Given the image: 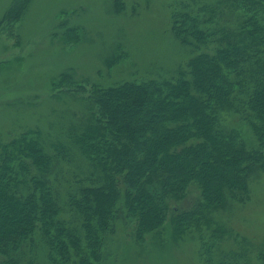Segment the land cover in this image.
<instances>
[{"label":"trees","instance_id":"1","mask_svg":"<svg viewBox=\"0 0 264 264\" xmlns=\"http://www.w3.org/2000/svg\"><path fill=\"white\" fill-rule=\"evenodd\" d=\"M171 25L191 49L174 77L93 85L87 124L72 133L87 175L63 185L70 149L51 152L35 130L0 142V264H102L121 221L137 242L170 221L176 238L198 237L206 264H253L218 213L249 201L264 173V0H181ZM193 185L199 198L178 207Z\"/></svg>","mask_w":264,"mask_h":264},{"label":"rangeland","instance_id":"2","mask_svg":"<svg viewBox=\"0 0 264 264\" xmlns=\"http://www.w3.org/2000/svg\"><path fill=\"white\" fill-rule=\"evenodd\" d=\"M119 1L120 10L117 0H24L21 15L15 16L17 0H0V142L35 130L51 152L65 145L69 158L58 167L65 175L63 185L88 174L72 133L87 124L93 85L171 78L191 55L172 31V12L181 0ZM9 12L10 20L5 19ZM70 27H79L82 35L73 44L64 36ZM120 54L118 62L107 64ZM65 72L73 74L75 83L55 86ZM246 134L253 143L251 133ZM251 188L249 201L218 216L240 234L239 244L245 239L252 263L261 264L264 173L252 177ZM199 196L193 185L177 206H192ZM165 225L137 242L134 223L121 221L104 246L102 264H206L197 236L176 238L171 222ZM228 241L235 247L234 239Z\"/></svg>","mask_w":264,"mask_h":264}]
</instances>
